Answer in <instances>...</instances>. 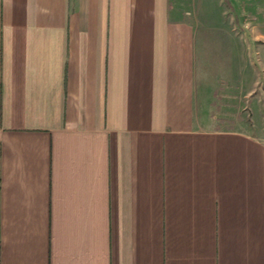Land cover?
I'll use <instances>...</instances> for the list:
<instances>
[{"label": "crops", "instance_id": "obj_1", "mask_svg": "<svg viewBox=\"0 0 264 264\" xmlns=\"http://www.w3.org/2000/svg\"><path fill=\"white\" fill-rule=\"evenodd\" d=\"M246 42L264 0H0V264H264V83L202 99Z\"/></svg>", "mask_w": 264, "mask_h": 264}, {"label": "rangeland", "instance_id": "obj_2", "mask_svg": "<svg viewBox=\"0 0 264 264\" xmlns=\"http://www.w3.org/2000/svg\"><path fill=\"white\" fill-rule=\"evenodd\" d=\"M198 2H202V0H197ZM190 0H186V7L189 6ZM185 7V6H184ZM205 3H202V8H199L196 16L199 19V34H210V35H216V34H227V33H238L240 30L242 31V28H245L246 33L253 32L252 26H246L242 27L240 26L237 28V26H234L233 24H224V25H217L218 22H216L215 13L212 15L210 14L209 17L213 16L215 20L213 21L214 25L206 26V10H205ZM221 11V9H218ZM226 21H228V18L226 16ZM231 22V20H230ZM219 23H221V20H219ZM224 23V21H223ZM239 31V32H240ZM212 44V42H211ZM233 44V43H232ZM210 45V44H209ZM208 46V45H207ZM233 49L232 47L230 50ZM208 51V55H207ZM234 51V50H233ZM203 57L202 61L204 64V77H206L208 82V88L205 91V95L203 96V104L205 107L212 108V112H214L215 115H217L220 118L230 117L234 120L241 119L246 121L248 115L252 118L253 116L250 107H251V100L249 101V98L252 97L250 95V90H254L258 85V82L264 83V74L259 73L257 70V67H261L260 60L258 59L257 55L255 54V51L252 53L249 49V43L246 42V54H245V60H242L240 57V66L244 64L245 66V72L243 74L240 73L238 75L237 70L234 68L239 64L237 52H231L229 55H226V53L222 56H219L216 54V51L214 49H211L209 46L204 47L203 49ZM244 61V63H243ZM261 65V66H260ZM207 66V67H206ZM231 67V68H230ZM242 67V66H241ZM210 72L208 73L207 71ZM260 70V69H259ZM222 71H226V73H220ZM220 79V83L216 84L215 87H217L216 90L213 89V84L211 85V82L217 81ZM230 84V85H229ZM242 88L244 89V92L246 94L245 99H243L242 95ZM249 95V96H248ZM205 103L207 105H205ZM249 119V118H248ZM236 123V122H235ZM232 125V122H221L219 125Z\"/></svg>", "mask_w": 264, "mask_h": 264}]
</instances>
